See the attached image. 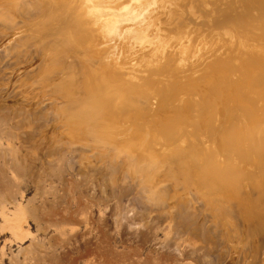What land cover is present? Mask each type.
I'll return each mask as SVG.
<instances>
[{
    "label": "bare ground",
    "instance_id": "6f19581e",
    "mask_svg": "<svg viewBox=\"0 0 264 264\" xmlns=\"http://www.w3.org/2000/svg\"><path fill=\"white\" fill-rule=\"evenodd\" d=\"M25 1L40 35L64 42L53 55L81 64L58 91L69 144L125 154L151 194L174 161L168 179L224 215L231 239L241 219L264 229V0Z\"/></svg>",
    "mask_w": 264,
    "mask_h": 264
},
{
    "label": "rangeland",
    "instance_id": "374dc122",
    "mask_svg": "<svg viewBox=\"0 0 264 264\" xmlns=\"http://www.w3.org/2000/svg\"><path fill=\"white\" fill-rule=\"evenodd\" d=\"M14 1L0 0V264H264V229L241 219L231 239L224 215L168 179L176 162L157 170L156 195L125 154L68 143L58 91L81 64L53 55L62 39Z\"/></svg>",
    "mask_w": 264,
    "mask_h": 264
}]
</instances>
